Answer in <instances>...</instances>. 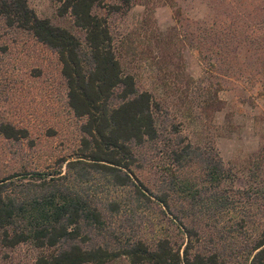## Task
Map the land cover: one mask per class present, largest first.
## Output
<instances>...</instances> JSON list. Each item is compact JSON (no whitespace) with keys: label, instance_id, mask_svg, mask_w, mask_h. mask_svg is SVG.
<instances>
[{"label":"trees","instance_id":"1","mask_svg":"<svg viewBox=\"0 0 264 264\" xmlns=\"http://www.w3.org/2000/svg\"><path fill=\"white\" fill-rule=\"evenodd\" d=\"M109 1L60 0L59 15L70 14L85 34L81 40L40 18L29 0H0V25L31 34L58 56L68 105L84 121L74 159L59 161L50 174L0 180L3 245H33L42 251L36 264H109L121 258L130 264H264V164L253 165L248 186L235 189L233 171L215 149L187 143L175 131L166 138L160 104L125 72L110 31V17L128 12L136 0ZM209 1L215 8L221 5L220 0ZM236 1L243 5L240 11L251 9L264 18V0ZM221 7L229 8L224 2ZM178 19L187 30V22ZM238 20L226 25L223 37L209 31L195 48L226 65L237 63L241 48L245 69L259 62L264 72V34ZM25 133L0 123V134L7 139H22ZM147 146L162 147L175 170L147 181ZM195 166L199 178L186 173ZM104 184L115 192L130 190L137 206L130 216L122 219L126 202L110 198L111 190L100 198ZM151 205L178 230L179 243L163 235L149 242L136 230L138 210ZM114 219L119 228L113 229Z\"/></svg>","mask_w":264,"mask_h":264},{"label":"rangeland","instance_id":"2","mask_svg":"<svg viewBox=\"0 0 264 264\" xmlns=\"http://www.w3.org/2000/svg\"><path fill=\"white\" fill-rule=\"evenodd\" d=\"M235 1L220 0L229 7L224 10L209 0H136L128 12L111 16L109 24L123 69L161 106L168 126L166 138H173L175 131L187 143L215 149L225 168L233 171L235 189L242 190L248 186L251 167L264 164V72L259 70V62L245 69L241 48L237 63L232 65L220 63L219 57L201 56L195 48L209 31L223 37L226 25L235 18L264 34V18L254 16L251 9L240 11L243 5L237 6ZM29 5L40 18L84 40V32L75 27L70 14L59 15L60 0H29ZM97 12L106 15L105 11ZM179 17L187 22V30L181 27ZM61 70L58 56L31 34L0 25V123L26 132L18 140L0 134V180L50 174L59 161L76 157L84 121L76 118L68 105ZM144 152L148 154L147 181L175 170L162 147L147 146ZM186 173L193 178L201 175L197 166ZM25 180L29 182L31 177ZM100 187L102 199L111 189L105 184ZM111 191L110 198L126 202L124 220L137 207L130 190ZM137 216L135 228L149 242L162 235L180 242L178 230L156 206L138 210ZM120 225L115 227L114 219L113 229ZM41 253L31 244L5 247L0 232V264H36ZM109 264L130 262L121 258Z\"/></svg>","mask_w":264,"mask_h":264}]
</instances>
